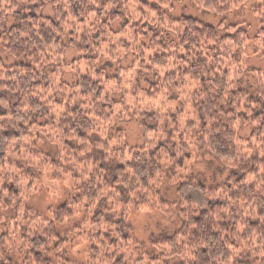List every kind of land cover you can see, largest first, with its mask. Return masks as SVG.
Instances as JSON below:
<instances>
[{
  "label": "trees",
  "instance_id": "1",
  "mask_svg": "<svg viewBox=\"0 0 264 264\" xmlns=\"http://www.w3.org/2000/svg\"><path fill=\"white\" fill-rule=\"evenodd\" d=\"M247 1L191 3L225 16ZM172 2L0 0V264H76L72 253L84 264H264V71L245 66L248 27L173 19ZM251 11L264 48V0ZM246 73L252 93L238 88ZM127 121L141 145H127ZM40 143L56 153L40 155ZM208 156L232 171L225 184L192 176ZM30 161L77 169L70 202L48 216L26 207ZM143 209L179 220L151 243L158 255L140 252L126 225Z\"/></svg>",
  "mask_w": 264,
  "mask_h": 264
},
{
  "label": "rangeland",
  "instance_id": "2",
  "mask_svg": "<svg viewBox=\"0 0 264 264\" xmlns=\"http://www.w3.org/2000/svg\"><path fill=\"white\" fill-rule=\"evenodd\" d=\"M255 5V0H248L240 9L234 11L225 16H216L207 12L200 11L193 7L191 0H173L172 11L169 13L173 19H179L180 17L192 18L202 25L216 28L221 24L229 26H243L248 27L246 30L248 33L249 42L246 45L244 55V63L247 68L257 69L264 71V48L261 45L254 43L256 35V23L252 14L251 8ZM43 15L51 16L53 10L50 5H47L42 10ZM120 24L114 25L113 30L120 27ZM121 39L116 40L120 41ZM114 37L111 36V41ZM114 42V41H113ZM113 42L106 43L105 45H111ZM5 58V56H3ZM73 58H76V54L72 49H68L66 52V62H70ZM112 70V69H111ZM114 71V70H113ZM110 72V74L113 73ZM66 80L72 82L74 77L71 74H67ZM238 88L246 89L249 92H253L257 87L255 79L246 74H243L238 82ZM149 124L153 125L151 122ZM122 130L123 136L126 139L127 145L137 146L141 145L142 134L139 128L133 121L122 122L119 125ZM249 128H241L239 135L245 139L248 137ZM56 147L45 143H40L36 149L42 156L54 155L56 153ZM63 165V164H62ZM55 167V169L52 168ZM23 172L27 174V180L31 188L30 192L23 190V194L26 197H30L26 203V207L39 216H48L49 209H55L70 202V177L72 170H77L74 166H58L50 163H42L41 165L35 164L30 161L26 166H21ZM192 176L198 178L206 187L219 186L225 184L232 177V171L225 169L224 166L217 160L205 158V162L200 165H191ZM236 173H238L236 171ZM175 186L164 185L162 186L161 194L164 198L171 201L174 204L176 200ZM160 189V190H161ZM71 193V192H70ZM24 202V199H22ZM10 218V214H7V221ZM81 221V217L75 218L68 223H64L60 227V234H64L66 230L74 229ZM127 227L131 230L130 235L132 239L140 246L139 251L142 253L158 255L156 248L152 247V242H160L167 237L172 236L179 229V220L173 215H161L157 212H150L146 210H139L133 212L127 221ZM70 260L76 264H84L85 258L82 255L76 253L70 254ZM168 264H185L180 259H172Z\"/></svg>",
  "mask_w": 264,
  "mask_h": 264
}]
</instances>
